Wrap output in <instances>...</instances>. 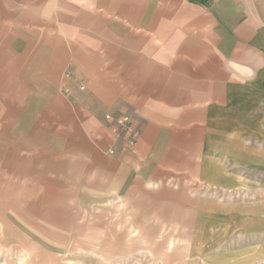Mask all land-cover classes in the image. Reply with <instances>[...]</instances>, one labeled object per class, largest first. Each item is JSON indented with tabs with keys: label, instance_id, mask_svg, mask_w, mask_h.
Here are the masks:
<instances>
[{
	"label": "rangeland",
	"instance_id": "obj_1",
	"mask_svg": "<svg viewBox=\"0 0 264 264\" xmlns=\"http://www.w3.org/2000/svg\"><path fill=\"white\" fill-rule=\"evenodd\" d=\"M79 3L0 0V264H264V101L225 62L186 59L214 44L201 11L118 0V37H70ZM93 42L154 50L157 69L101 87L74 67ZM118 104L139 112L130 132Z\"/></svg>",
	"mask_w": 264,
	"mask_h": 264
},
{
	"label": "crops",
	"instance_id": "obj_2",
	"mask_svg": "<svg viewBox=\"0 0 264 264\" xmlns=\"http://www.w3.org/2000/svg\"><path fill=\"white\" fill-rule=\"evenodd\" d=\"M191 2L196 4L197 12L201 11L202 17L206 20L201 22L197 14L196 34L212 37L214 44L212 47L205 48L197 46L196 49L185 46L184 53L182 51L181 53L186 59L195 58L201 65L207 58L212 59L213 62L215 59L221 61L222 69H224L225 62L227 71L225 77L228 80L233 79L235 85L255 88V92L259 95L258 100L264 101V0H191ZM117 4H119L118 0H80L79 8L70 11L68 22L73 23L76 32L82 30L86 32L69 36L99 38L105 36L103 29L106 27L104 32H107V36L111 34V37H118L119 35H115L117 30L123 33V24L131 19H124L122 14L116 12ZM111 22L120 23L121 26L114 27L112 24L108 27L107 23ZM97 43L100 42H93L90 49L74 51L73 53L77 54L73 55V60L76 70L105 71V76L101 74L97 78L98 85L101 87L105 85L137 86L136 84L140 82L131 80L133 70L157 69L154 50L146 53L137 49H125L122 46L103 49ZM85 45H90V43H85ZM209 51L212 55H209ZM167 67L168 63L163 69ZM126 71H131V77ZM212 82L217 83V81ZM70 85H77L79 91L84 90L83 84L75 75ZM246 93L249 94V90ZM69 95L68 92L67 96ZM119 104L114 107L130 117L128 125L133 127L132 120L135 114L139 116L138 110L136 111L133 106L127 104ZM133 148L132 151H134ZM192 218L185 215L183 228L190 225ZM191 229L181 232V236L185 235L186 240L180 246H176L173 252L179 247H182L184 252V249L187 250L193 244L192 240L195 239L196 233ZM260 232L261 243L264 247V229L261 228ZM178 253L173 255L175 259L181 257ZM188 254H192V251H188ZM260 261L264 262V255H261Z\"/></svg>",
	"mask_w": 264,
	"mask_h": 264
},
{
	"label": "built area",
	"instance_id": "obj_3",
	"mask_svg": "<svg viewBox=\"0 0 264 264\" xmlns=\"http://www.w3.org/2000/svg\"><path fill=\"white\" fill-rule=\"evenodd\" d=\"M106 118L110 119V116L106 115ZM116 121L119 124V126L121 127L120 129H122L124 132H126V131L130 132L131 131L130 126L128 125V123H129L128 116H121Z\"/></svg>",
	"mask_w": 264,
	"mask_h": 264
}]
</instances>
